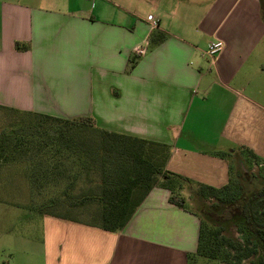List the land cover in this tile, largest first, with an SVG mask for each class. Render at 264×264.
Returning <instances> with one entry per match:
<instances>
[{
    "label": "crops",
    "instance_id": "1",
    "mask_svg": "<svg viewBox=\"0 0 264 264\" xmlns=\"http://www.w3.org/2000/svg\"><path fill=\"white\" fill-rule=\"evenodd\" d=\"M215 40L223 48L209 60ZM0 110L91 118L100 130L167 146L168 172L221 188L234 163L264 169L259 0H0ZM7 164L0 264H30L38 255L31 245L23 252L18 223L33 195L23 159ZM168 199L153 188L116 233L40 215L45 264H188L199 215Z\"/></svg>",
    "mask_w": 264,
    "mask_h": 264
},
{
    "label": "trees",
    "instance_id": "2",
    "mask_svg": "<svg viewBox=\"0 0 264 264\" xmlns=\"http://www.w3.org/2000/svg\"><path fill=\"white\" fill-rule=\"evenodd\" d=\"M259 4L264 13V0ZM6 113L17 120L0 131V170L8 161L23 159L24 182L33 195L29 211L116 233L155 187L169 192L170 204L187 210L180 192L193 182L166 170L167 146L100 130L91 118L41 120ZM219 157L227 160L226 154ZM35 158L48 163L32 162ZM251 180L249 174L241 178L232 173L221 188L195 184L196 196L217 199L222 209L207 214L218 227L199 216L197 249L188 264H199V259L225 263L227 250L237 252L239 259L259 255L256 264H264V186L257 188ZM63 185L58 196L50 197L52 188ZM233 219L241 220L245 246L223 235Z\"/></svg>",
    "mask_w": 264,
    "mask_h": 264
},
{
    "label": "rangeland",
    "instance_id": "3",
    "mask_svg": "<svg viewBox=\"0 0 264 264\" xmlns=\"http://www.w3.org/2000/svg\"><path fill=\"white\" fill-rule=\"evenodd\" d=\"M6 112H10V111L0 110V131L4 127L6 128L7 125L10 126L11 124H14L15 121L17 120L16 116H13L10 113H6ZM253 164H256V163L253 162L252 164L246 165L244 167L240 165H236L234 163L232 166H233L234 173H238V175L241 178L243 177L245 173L249 174L252 176L251 181L253 182V184H255V186H257V188L263 187L264 186V169L259 170L258 166H257L258 168L253 169L254 167ZM23 184H24V187H26L25 186L26 183L23 182ZM192 184L193 185H186V187H184L180 192L181 196H183L184 198L186 197L185 207L187 209H191L197 212L199 216L202 215L203 219L206 222L208 221L210 225L214 227H218L217 223H214L211 220H209V218L207 217V214L219 212L222 209L221 201L214 199V198L209 199V198H200L199 196H196L194 194V192L197 191L195 188V183L193 182ZM63 188H64V185L59 186L56 189L52 188L48 194L50 195V197L58 196ZM251 193L252 191H248V195H250ZM30 199H33V198H29V197L23 198L24 206H28ZM9 212H13V211H9ZM2 213H3V209L0 208V217ZM23 216H24V219H22V222L18 223L19 230H20V233L23 239V252L24 253L29 252V247L31 245L32 246L31 251L32 253H34L33 255L37 254L38 256H36L34 260L29 263L30 264H45L43 247H42L44 233L42 230L41 216L38 213H31V211L29 212L27 208L23 210ZM83 218L85 217H80L79 219L82 220ZM83 221H85V219H83ZM241 229H243L241 220L233 219L224 226L223 235L226 238L245 246V239L247 235L245 234V232L240 231ZM0 246H1V242H0ZM226 252H227L226 253L227 257L225 259V263H222V264H256L259 259V255H252L251 257L247 259H239L237 252L228 251V250ZM3 259H4L3 252L0 249V261H2ZM13 263L19 264L18 259H15ZM24 263L26 264V261H24ZM198 263L206 264L204 261L200 259ZM208 264H219V263L218 262H208Z\"/></svg>",
    "mask_w": 264,
    "mask_h": 264
},
{
    "label": "built area",
    "instance_id": "4",
    "mask_svg": "<svg viewBox=\"0 0 264 264\" xmlns=\"http://www.w3.org/2000/svg\"><path fill=\"white\" fill-rule=\"evenodd\" d=\"M147 22L150 23L152 29H156L158 27L157 20L154 19L152 16L147 17ZM222 48H223V43L219 40H215L208 45L205 55L209 60H215L216 57L221 52ZM145 49L146 48L144 46L137 47L133 50V54L137 57L143 56L145 54ZM258 167H260V165H258Z\"/></svg>",
    "mask_w": 264,
    "mask_h": 264
}]
</instances>
